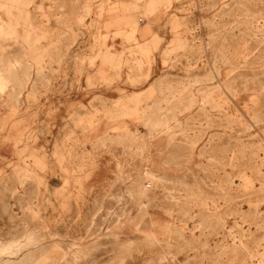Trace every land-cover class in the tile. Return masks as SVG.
Here are the masks:
<instances>
[{"label":"rangeland","instance_id":"374dc122","mask_svg":"<svg viewBox=\"0 0 264 264\" xmlns=\"http://www.w3.org/2000/svg\"><path fill=\"white\" fill-rule=\"evenodd\" d=\"M0 264H264V0H0Z\"/></svg>","mask_w":264,"mask_h":264}]
</instances>
